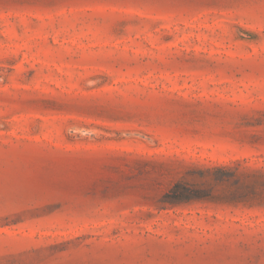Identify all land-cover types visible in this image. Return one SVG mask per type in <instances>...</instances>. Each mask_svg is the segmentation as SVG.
Instances as JSON below:
<instances>
[{
    "label": "rangeland",
    "instance_id": "1",
    "mask_svg": "<svg viewBox=\"0 0 264 264\" xmlns=\"http://www.w3.org/2000/svg\"><path fill=\"white\" fill-rule=\"evenodd\" d=\"M0 264H264V0H0Z\"/></svg>",
    "mask_w": 264,
    "mask_h": 264
},
{
    "label": "trees",
    "instance_id": "2",
    "mask_svg": "<svg viewBox=\"0 0 264 264\" xmlns=\"http://www.w3.org/2000/svg\"><path fill=\"white\" fill-rule=\"evenodd\" d=\"M223 170V167H218L213 170H205L202 172L201 177L206 181L211 173ZM229 177L230 178L228 179H234L233 174H230ZM214 182L217 184L222 182V180L215 179ZM212 191V186H210V189L204 190L200 185L193 184V182L184 177L169 190V192L163 197L162 202L168 206H176L197 200L212 199L211 194H206L211 193Z\"/></svg>",
    "mask_w": 264,
    "mask_h": 264
}]
</instances>
